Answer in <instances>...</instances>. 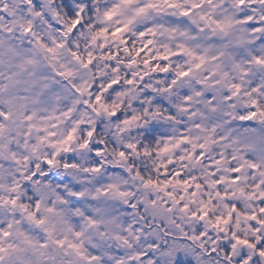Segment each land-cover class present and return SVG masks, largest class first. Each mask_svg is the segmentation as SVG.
I'll return each instance as SVG.
<instances>
[{
  "label": "snow or ice",
  "instance_id": "obj_1",
  "mask_svg": "<svg viewBox=\"0 0 264 264\" xmlns=\"http://www.w3.org/2000/svg\"><path fill=\"white\" fill-rule=\"evenodd\" d=\"M0 264H264V0H0Z\"/></svg>",
  "mask_w": 264,
  "mask_h": 264
}]
</instances>
